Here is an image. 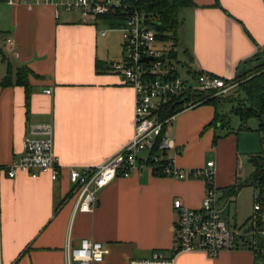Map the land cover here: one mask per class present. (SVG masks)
Returning <instances> with one entry per match:
<instances>
[{
    "label": "crops",
    "instance_id": "crops-1",
    "mask_svg": "<svg viewBox=\"0 0 264 264\" xmlns=\"http://www.w3.org/2000/svg\"><path fill=\"white\" fill-rule=\"evenodd\" d=\"M60 1L0 2V163L8 165L23 156L31 124L53 123L55 152L62 164L57 180L49 174L33 178L19 173L14 179L2 174L1 264H65L67 245H79L82 239L109 248L98 264H128L149 258L155 250L170 253L176 241L174 201L200 208L206 193L202 178L181 180L145 169L117 177L102 189L93 213L75 212L70 169L103 162L133 137L135 91L111 69L123 57L117 21L86 20L63 10L57 16ZM194 1V7L181 12L182 39L177 43H183L188 59V80L197 71L234 79L264 63V0ZM8 39L14 46H8ZM24 69L28 99L19 76ZM224 104H202L178 113L167 130L175 148L165 155L179 168L201 169L214 161L215 185L222 193L242 182L245 158L250 161L264 151L260 121L251 118L249 129L242 130L240 118L230 117L232 108L221 110ZM217 114L228 119L213 124ZM241 195L240 189L228 203L223 194L222 211L234 205L237 216ZM259 240L264 243L262 235ZM263 261L264 254L251 250L248 242L215 258L202 252L176 258V264Z\"/></svg>",
    "mask_w": 264,
    "mask_h": 264
},
{
    "label": "built area",
    "instance_id": "built-area-1",
    "mask_svg": "<svg viewBox=\"0 0 264 264\" xmlns=\"http://www.w3.org/2000/svg\"><path fill=\"white\" fill-rule=\"evenodd\" d=\"M52 2V0H42ZM141 0H61L56 3V15L60 11L77 12L84 19L112 18L122 34L123 57L112 64V71L135 91L134 135L103 162L81 169H70L73 193L77 196L75 212L93 213L98 206V193L117 177H130L134 173L149 169L154 174L177 179H204L206 193L200 208H189L181 199L174 201L177 212L176 241L170 253L155 250L149 258L131 259L128 264H176L181 253L202 252L211 258L225 250H235L249 243L251 250L264 254V195L257 192L253 200L249 229L230 228L223 219L219 206L221 196L228 203L236 193H223L215 185V163L208 161L201 169L179 168L165 155L175 148L168 134V126L176 113L162 116L160 111L179 99L184 101L182 111L201 102L187 100L188 95L201 91L210 93V98L232 94L242 83L236 78L226 79L207 72H194L190 80L177 73V62L171 57L175 44L172 40L157 38V20L140 8ZM15 0H9L13 4ZM105 35V31L100 32ZM8 46H14L12 39ZM51 94V89L44 91ZM23 156L8 165L0 163L2 174L14 179L19 173L33 178L49 174L57 180L62 168L60 157L55 152L54 125L31 124L23 141ZM147 155L142 157L143 153ZM250 235L251 239H246ZM1 252V223H0ZM65 264H98L109 254V248L101 242L82 239L79 245H67ZM1 264V257H0Z\"/></svg>",
    "mask_w": 264,
    "mask_h": 264
},
{
    "label": "trees",
    "instance_id": "trees-1",
    "mask_svg": "<svg viewBox=\"0 0 264 264\" xmlns=\"http://www.w3.org/2000/svg\"><path fill=\"white\" fill-rule=\"evenodd\" d=\"M7 1V0H0ZM218 2V0H217ZM219 3V2H218ZM140 8L146 12L153 14L154 18L157 20L155 24V29L157 32V38L163 41L172 40L175 42V46L178 43L181 29L183 26L181 12L184 9H188L195 6L194 0H141ZM171 57L176 60L177 53L173 49ZM98 70L102 68L101 64L97 65ZM28 71L21 70L20 79H23V84L27 88V99L29 98L30 89L27 86V80L24 79ZM23 77V78H22ZM236 79L241 80L242 83L239 85L238 91L244 93L243 97H238L231 95L228 97L236 98L234 107L231 109L232 114H236L241 121L240 129L248 130V121L251 118H257L260 121V130L263 133L264 139V125L262 123L264 117V63L257 66L255 69L249 71L246 74H242L236 77ZM19 80L20 82H22ZM7 80L5 84L9 83ZM240 92V93H241ZM205 91H201L199 94L188 95L187 100L200 101L202 104H212L218 107L221 102H231L226 99L227 97H212L210 98V93L205 95ZM233 102V101H232ZM240 102L242 103L240 105ZM184 101L178 100L172 102L170 105L163 108L160 112L162 116H168L173 113H180L182 111V105ZM228 119L227 115H216L213 120V124L218 122H224ZM228 122V120H227ZM254 172L252 176L244 181L237 183L236 185L227 188L226 190L237 193L238 190L242 189L244 186L251 185L258 190L259 193L264 195V151L261 154L253 155L250 159ZM158 175V174H155Z\"/></svg>",
    "mask_w": 264,
    "mask_h": 264
},
{
    "label": "rangeland",
    "instance_id": "rangeland-1",
    "mask_svg": "<svg viewBox=\"0 0 264 264\" xmlns=\"http://www.w3.org/2000/svg\"><path fill=\"white\" fill-rule=\"evenodd\" d=\"M118 37H121V34L119 32H117V40H118ZM179 38L181 40L182 36H180ZM176 49L178 52L180 76L184 79H188V74L186 70V63L188 62V59L186 58V55L184 53L183 43L179 42V44L176 46ZM117 51L119 53L118 56H120V53H121L120 45L119 46L117 45ZM240 92H241L240 90L239 91L235 90L234 94H228V95L222 96V97H227L226 99H228V101H231L229 103L221 102V103H225L223 106L220 107L223 112H228L231 108L234 107V105H236L235 103L236 98L228 97V96L235 95L237 96V99H238V97L244 96V93L243 92L240 93ZM208 94L209 93H205V95H208ZM241 104L242 103L240 102V105ZM230 117L236 121L239 119V117L236 116L235 114H231ZM262 136H263V133H262ZM244 164H245V167H244V170H243L244 173L241 179L242 182L248 180L254 172V167L252 163L248 161L246 158H245ZM241 190H242V195L240 196L241 201L239 202L238 207H237L238 215L237 216L235 215V211L233 207L234 205H232L227 210L223 211L222 216L230 228H234V226L236 225L237 227H241V230L244 233V231L248 230L250 226L248 218L250 217L252 213L254 196L258 192V190L255 189L251 185L244 186ZM262 264H264V261Z\"/></svg>",
    "mask_w": 264,
    "mask_h": 264
},
{
    "label": "water",
    "instance_id": "water-1",
    "mask_svg": "<svg viewBox=\"0 0 264 264\" xmlns=\"http://www.w3.org/2000/svg\"><path fill=\"white\" fill-rule=\"evenodd\" d=\"M262 123H263V125H264V117H263Z\"/></svg>",
    "mask_w": 264,
    "mask_h": 264
}]
</instances>
